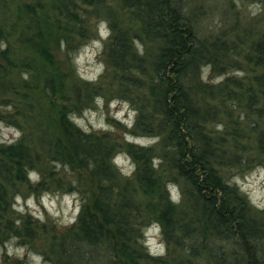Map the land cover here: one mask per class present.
<instances>
[{
    "label": "trees",
    "instance_id": "1",
    "mask_svg": "<svg viewBox=\"0 0 264 264\" xmlns=\"http://www.w3.org/2000/svg\"><path fill=\"white\" fill-rule=\"evenodd\" d=\"M121 2L138 25L129 28L107 20L111 31L107 61L123 86L146 93L144 105L150 104L151 110L148 114L144 105L135 109V130L159 139L160 154L146 149L140 154L137 176L120 184L116 167L109 161L117 144L85 133L70 119V111L81 112L93 103L100 87L75 81L59 96L60 77L53 62L54 52L61 49L70 61L79 45L90 39L89 19L111 14L107 0H0V96L8 86L5 79L10 71H29L32 86L41 88L43 100L55 106L64 135V142L54 137L47 118L33 114L32 104L21 97L16 117L23 119L21 130L31 138L23 136L24 140L1 149V158L15 165L18 174L38 172L37 191L48 187L53 176L38 170L35 162L40 158L63 166L73 163L99 184L90 205L82 203L73 227L58 238L57 263L169 264L149 256L144 247L146 225L159 223L168 247L179 253L193 254L204 247L213 264H264V219L227 176L228 170L244 169L254 162L264 167V29L245 43L246 66L258 69L250 81L230 78L213 86L201 79L200 70L206 63L222 62L218 57L228 58L226 41L221 36L200 38L182 0ZM135 41L143 51L136 44L134 47ZM214 99L216 104L211 103ZM7 101H0V105H7ZM222 108L229 114L236 108L254 113L250 121L245 118L249 146L237 138L229 140L227 146L222 142L225 135L211 129L216 111L218 117ZM12 118L0 114V121L8 123ZM230 127L225 122L224 133ZM234 130L238 135L240 131ZM36 143L43 145L36 149ZM131 154L139 157L134 151ZM155 154L168 168L163 172L165 179L178 187L179 203L170 200L153 180L152 170L144 165V160ZM52 181L63 185L62 179ZM135 183L151 184L146 190L155 187L156 195L151 192L150 196H155L154 202L141 200L135 194ZM121 187L123 190L117 191ZM138 211L146 216H134ZM5 213L6 189L0 185V216ZM10 227L6 223L2 229ZM16 235L30 240L34 237L28 227ZM211 240L225 243L226 248L211 244Z\"/></svg>",
    "mask_w": 264,
    "mask_h": 264
},
{
    "label": "rangeland",
    "instance_id": "2",
    "mask_svg": "<svg viewBox=\"0 0 264 264\" xmlns=\"http://www.w3.org/2000/svg\"><path fill=\"white\" fill-rule=\"evenodd\" d=\"M107 4L111 10L110 16L89 19L88 22L92 27L90 39L79 45L72 59L68 61L63 53L64 50L61 49L54 52L53 62L60 77L59 96L61 92H66L72 83H76L75 81L79 84L88 82L100 87L101 93L94 98L93 103L87 107L85 104L80 113L77 112L78 109L75 111L77 113L73 112L74 114L70 111V119L85 133L108 138L117 144V150L110 155L109 161L116 167V180L121 184L125 179H133L134 175L137 176L136 168L142 164L140 154L146 149L157 150L160 154V140L156 137L142 136L135 130L138 116L135 109L142 108L147 99L146 93L133 92L128 85L123 86L122 79L114 76V68L107 61L111 33L107 20L117 26L125 25L129 28H137L138 22L123 6L121 0H107ZM182 5L200 38L214 40L215 37L221 36L227 44L225 47L228 58L225 60L218 57L222 62L204 64L200 70L201 79L213 86L222 84L230 78L239 79L243 83L250 81L258 69L246 66L243 52L246 50L245 43L264 29V0H182ZM135 44L140 51L144 50L138 41L133 43L134 47ZM234 52L237 54L235 55ZM30 78L31 73L21 69L10 71L5 79L8 86L3 90L0 101L4 103L8 100V104L0 105V114L5 118L9 116L13 118L12 121L7 120L8 123L0 121V150L16 143L19 139L24 140L25 136L26 140L31 138L25 129L21 130L23 119L16 117L20 109L18 100L21 97L32 104L33 114L47 118L50 132L64 142L55 106L43 100L41 88L37 90V87L32 86ZM146 79L148 81L150 77ZM123 87L128 93H125ZM211 103L216 104V99ZM144 106L149 114L150 104ZM218 112L220 113L217 117L216 111L211 129H216L225 135L222 142L229 146V140L237 138L240 143L249 146L251 139L247 138L248 125L245 118L250 121L254 113L239 108L231 114L224 108ZM25 113L24 111L23 114ZM223 113L227 116V120ZM225 122L239 130V134L237 135L234 129L230 131L231 127L224 133ZM41 145L43 143H36L34 147L37 149V146ZM132 151L139 157L134 158ZM35 164L39 171L51 172L52 178L62 179L63 185L61 187L55 185L51 178L48 187H42L37 191L35 185L40 177L38 172L28 171L18 174L16 166L3 160L0 155V185L6 189V213L0 216L2 218L0 264H58L59 252L56 248L58 238L73 227L79 217L82 203L90 205L97 195L99 184L96 179L75 164L69 165L66 162V166H63L60 162L45 158L36 160ZM144 165L152 170L153 180L164 188L170 200L175 199L179 202L178 187L165 179L163 172L168 168L162 160L160 161L158 154L146 158ZM227 176L228 181L247 196L254 212L264 219V167L254 162L244 169L228 170ZM146 183H138V185L135 183L137 190L135 194L143 201L150 199L154 202L155 196L153 198L150 196L154 192L156 195L157 191H154L155 187L154 190H146V186H151ZM122 190L123 187L117 191ZM133 214L146 216L142 211ZM6 223H10V230L2 229ZM156 224L157 226L153 223L146 225L147 228L143 230L144 247L149 256L164 259L169 264H213L204 247H200L193 254L185 251L179 253L170 245L168 247L160 224ZM25 227H28L34 236L32 240L24 236L16 238L17 232ZM218 243L216 240H211V244ZM218 245L226 248L225 243L220 242ZM225 251L228 254V250Z\"/></svg>",
    "mask_w": 264,
    "mask_h": 264
}]
</instances>
